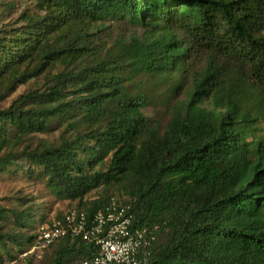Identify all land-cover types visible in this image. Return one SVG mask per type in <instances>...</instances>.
<instances>
[{
	"label": "trees",
	"instance_id": "trees-1",
	"mask_svg": "<svg viewBox=\"0 0 264 264\" xmlns=\"http://www.w3.org/2000/svg\"><path fill=\"white\" fill-rule=\"evenodd\" d=\"M18 1L0 0L1 12ZM32 2L0 25V98L50 65L66 69L0 108V176L21 161L41 168L52 193L88 214L120 199L155 231L146 264H264V0ZM107 22L145 32L103 42ZM160 96L164 125L144 112ZM54 123L73 135L26 144ZM34 222L33 207L0 203V262L36 245L39 234L23 233ZM95 254L66 237L50 264Z\"/></svg>",
	"mask_w": 264,
	"mask_h": 264
},
{
	"label": "rangeland",
	"instance_id": "rangeland-1",
	"mask_svg": "<svg viewBox=\"0 0 264 264\" xmlns=\"http://www.w3.org/2000/svg\"><path fill=\"white\" fill-rule=\"evenodd\" d=\"M31 8L37 10L32 0H19L15 9L9 16H5L0 10V25L4 22L16 20L21 12ZM145 29L140 26L129 24L128 22H107L106 28L99 33V38L103 42L112 43L119 35H131L133 33L143 34ZM66 69V65L57 63L50 65L39 76L32 80L21 84L18 88L8 97L0 98V108H8L11 103L21 94H25L34 90H44L50 85L53 75H56ZM167 84L162 86V90L167 88ZM166 107V99L160 96L153 105L148 106L144 112L152 120L157 119L166 124L169 115ZM73 133L67 129L65 124L54 123L53 130L49 132H39L26 138V144L31 147H38L42 144L58 145L61 137H70ZM23 163V168L12 166L10 172L0 176V203L8 208L27 209L33 207L35 210V222L33 227H28L27 231H23L26 235L39 234V229L45 223L42 221L50 222L59 215H65L71 209L78 206L77 201H70L56 196L47 186L45 178L41 177L42 169L28 172V165ZM102 189L93 191L86 196V201H91L95 197L100 196ZM109 193L117 197H124V192L120 191L117 187H111ZM13 221V220H12ZM22 231V230H21ZM35 239L33 240L34 243ZM33 245H28L24 250H18L16 246L13 248L12 256L3 254V259L0 264H50L55 257V249L57 243L51 247L41 258L34 256L33 253L25 255L26 249H32ZM29 250V251H30ZM2 252V251H0ZM71 264V263H65Z\"/></svg>",
	"mask_w": 264,
	"mask_h": 264
},
{
	"label": "built area",
	"instance_id": "built-area-1",
	"mask_svg": "<svg viewBox=\"0 0 264 264\" xmlns=\"http://www.w3.org/2000/svg\"><path fill=\"white\" fill-rule=\"evenodd\" d=\"M81 238L96 247L92 258L78 264H146L157 240L155 231L135 223L130 206L113 197L101 210L88 214L73 209L62 219L42 225L36 245L25 255L41 258L59 240Z\"/></svg>",
	"mask_w": 264,
	"mask_h": 264
}]
</instances>
